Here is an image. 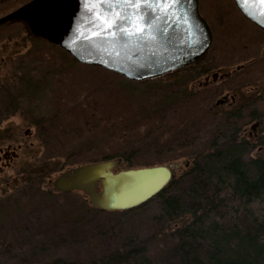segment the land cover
<instances>
[{
    "label": "trees",
    "instance_id": "obj_1",
    "mask_svg": "<svg viewBox=\"0 0 264 264\" xmlns=\"http://www.w3.org/2000/svg\"><path fill=\"white\" fill-rule=\"evenodd\" d=\"M184 73L187 79L194 78L191 70L184 69ZM27 78L25 75L19 78L18 85L0 84V114L29 112L37 121L35 128L43 135L40 136L43 141L46 142L51 130H55L64 135L62 145H65L70 131L78 127V122L72 120L79 116L93 122L97 126L95 130L101 134L113 131V138L107 145L97 144L96 139L90 146L95 156H85L78 162L119 159L131 167L147 157L160 162L183 159L185 167L177 176L172 174L169 183L151 198L158 208L153 219L163 228L159 232L163 240L169 242L162 254L153 257L149 241L127 232L118 240H106L102 251L93 253L86 261H69L61 255H51V245L31 239L32 235L24 232L20 233L19 241L13 243L12 235H2L0 264H264V219L253 210L255 204L264 202V158L248 157L253 144L238 138L240 110L223 111L210 125L204 122L208 112L205 109L184 112L182 117L171 122L166 97L151 94L140 104L139 99L122 95L117 86L106 88L101 85L102 81L92 79L91 83L87 82L92 86L88 87L91 92L84 93L88 98L78 103L73 111L54 109L48 114L40 110L39 115L31 98L35 93L33 84L28 85L30 90L26 92L12 90L13 87H26L23 83ZM183 85L174 87L171 95L191 96L192 92ZM63 119L67 121L57 124ZM30 182L31 177H28L23 183L13 185L15 192L6 194L2 203L9 208L23 199L30 203L38 199V191L45 196L61 197L75 193L52 192L39 184L32 191ZM25 185L31 191L24 190ZM76 193L79 208L84 213L88 199L83 193ZM55 209H59L58 204L49 207L51 212ZM83 213L78 211L77 219ZM28 225L27 220L20 227ZM18 244H22V248Z\"/></svg>",
    "mask_w": 264,
    "mask_h": 264
},
{
    "label": "rangeland",
    "instance_id": "obj_2",
    "mask_svg": "<svg viewBox=\"0 0 264 264\" xmlns=\"http://www.w3.org/2000/svg\"><path fill=\"white\" fill-rule=\"evenodd\" d=\"M27 1L29 0L0 2V16L7 14ZM198 3L201 16L211 27L213 41L205 57L199 62L198 66L194 67L195 71L202 70L209 64L215 66L209 69V73L215 72L217 67L222 65L226 66V68L221 67L222 70L234 68L244 59L250 57L249 54L243 57L244 52H238L241 50L239 47L242 43L252 47L249 52L253 51L261 56L264 65V33L246 21L238 12L232 0H198ZM62 51L44 40L35 38L27 28L19 23L0 26V59L3 60L0 66V84L18 85L20 79L17 78V75L20 72L17 71L19 70L17 67L21 63L24 65L32 62L35 59L32 55H39L44 57L38 60L41 63L40 70L47 66L51 70V74L48 78L43 79L40 74L31 71L27 81L25 80L23 83L26 87L31 84L34 85L32 91L35 93L31 98L33 105H35V111L39 115L40 110L48 111V114L54 109L73 111L78 103H83L88 98V95L84 93L91 92L88 87H92L89 84L92 79L102 81L101 85L106 88L117 86L122 95L133 96L136 100L139 99L140 104L146 101L147 96L151 94L154 97H166L168 106L170 105L167 109V115L169 116L168 119L172 120L171 122L182 117L184 112H200L205 109L208 112L204 116V122L206 125H210L214 122L215 116H220L225 110L221 106L211 107L213 100L211 96L215 92V90L213 92L208 90L211 87L204 90L198 89L195 85L194 91H192V80L187 79L184 69L157 77L154 81L134 82L128 81L119 75L114 76L99 67H84L73 61L70 56V58L65 56ZM210 54H213L212 57L209 56ZM255 62L257 63V61ZM254 71L250 70L248 74L243 75L242 81L245 82V88H248L251 80L253 81L257 76H264V70L257 72L255 69ZM91 75H94L97 79ZM203 75L199 76L203 77ZM235 77L238 81L240 76ZM236 80L234 79L233 82ZM181 84L187 86L192 92L191 96L183 97L181 94L178 97L171 95L174 87ZM247 98V96H243L239 98L238 102L246 103ZM250 107L248 111L247 108L242 109L240 119L237 121L239 136L242 135H240L241 130L248 129L251 125L252 121H247L249 120ZM260 110L264 112V106L260 105ZM80 117L77 120H72L78 122V127L70 131V137L67 138L66 144L62 145L64 135H59L55 130H51V137H46V142L43 141V137H40L42 134L40 135L35 126L30 124L32 120L36 121V119L29 112H18L13 115L6 112V116L3 113L0 114V144L5 145L9 141L16 143L20 140H24L25 144V148L21 150L20 157L14 162V166L0 172V238L4 237L2 235L10 234L12 235L11 242H18L20 233L25 232L27 235H32L31 239L36 238L51 245L52 247L49 250L51 255H61L69 261H86L93 253L102 251L101 248L106 244V240H118L122 237V234L133 232L149 241V248L153 257L162 254L163 251L167 250L166 247L169 246V242L163 240L164 236L159 233L163 228L153 219L158 212L157 203L154 199L129 210L114 211L100 210L89 203L84 213L79 208L80 204L76 197V191H73L75 193L72 195L61 197L45 196L37 190L38 199L36 201L31 200L30 203H27L23 199L18 201L13 208H9L5 205L6 203H2L6 194L15 192L12 186L23 183L28 177H31L29 187L32 191H34L36 184H39L41 188L53 192L51 182L58 174L69 168L85 164L78 162L79 159L85 158V156H95L90 146L93 145L96 139H98L97 144L107 145L108 141L113 138V135H111L113 131H102L103 134H101L100 131L95 130L97 126H94L93 122ZM66 121L63 119L57 124ZM28 129L31 130L32 135L25 137L23 132L28 131ZM68 142H71L70 146L67 145ZM30 143H32V146H30ZM78 147L82 148L85 153L80 152L81 149H78ZM256 149L257 145H254L248 157L264 158V152L257 153ZM75 151L76 153H74ZM178 161L160 162L155 158L144 157V159L141 158L137 162V166L128 167L123 160H119L112 171L118 172L129 168L168 165L172 174L177 176L185 167L183 159ZM176 162L180 166L176 167L178 164ZM40 174L43 175L42 178H40ZM24 187V190L31 191L28 187L26 188V185ZM56 204H58L59 209H55L54 212L49 211V207ZM253 210L256 215L262 216L261 218L264 219V202L255 204ZM78 211L83 213L80 219H77ZM27 220L29 225L26 228L20 227L23 223H27ZM9 222H14V224L10 225ZM15 246L16 244L13 245V247ZM17 246L22 248V244ZM39 259L41 258L39 257Z\"/></svg>",
    "mask_w": 264,
    "mask_h": 264
},
{
    "label": "water",
    "instance_id": "obj_3",
    "mask_svg": "<svg viewBox=\"0 0 264 264\" xmlns=\"http://www.w3.org/2000/svg\"><path fill=\"white\" fill-rule=\"evenodd\" d=\"M233 3L245 19L264 31V3ZM155 7L163 11L168 5ZM100 12V5L92 0H29L1 16L0 25L24 21L32 35L58 46L77 63L99 67L134 82L160 77L196 62L212 40L198 0H180L165 18L157 12L156 18L148 21L152 29L139 41L96 38L89 21ZM118 162L119 159L102 160L69 168L58 174L51 185L56 192L79 191L93 207L114 211L144 204L172 178L168 165L113 172Z\"/></svg>",
    "mask_w": 264,
    "mask_h": 264
},
{
    "label": "flooded vegetation",
    "instance_id": "obj_4",
    "mask_svg": "<svg viewBox=\"0 0 264 264\" xmlns=\"http://www.w3.org/2000/svg\"><path fill=\"white\" fill-rule=\"evenodd\" d=\"M5 1L16 2L20 0H5ZM246 21L248 20L246 19ZM248 22L251 25H253L255 28H257L258 30L264 33L263 30L258 28L252 22L250 21ZM11 23H19L23 27L27 28V30H29L26 23L20 20L19 21H8L6 23H3L2 25L11 24ZM34 37L47 42L45 39L41 37H37V36H34ZM212 41L213 39L211 40L210 46L207 49L206 53L200 59H198L196 62L191 63L188 66L183 67L181 69L191 70V72L194 74V78L192 79V85H191L192 91H194L195 85L197 86L198 89L205 90V89H208V87H211L208 90H210L211 92L215 90V92L213 93V96H211L213 97V100L211 103L212 108L221 106L223 109H225L224 111L240 110V114H241L242 109L247 108V111H248L249 106H251L250 111L248 113L249 120H247V121H252L251 125L249 126L248 129L244 128L243 130H241L240 132L242 133H240V135L241 134L242 135L241 136L238 135V138L251 142L253 146L257 145V149H256L257 153L264 152V112L260 110V105L264 106V102H263L264 101V76L263 75L260 77L257 76L255 79H253V81L251 80L250 86L248 88L244 87L245 82L242 81L244 77L243 75L248 74L250 70L253 72H255L254 71L255 69L257 70V72L264 70V65L262 63L263 58L261 56H258V54L254 53L253 51L250 53L249 51L252 50L251 49L252 47H249L245 43H242L240 44L241 46L239 47L241 48V50H239L238 52H244L243 57H246L247 54H249L250 57H248L246 60L244 59L242 62H240V64L234 66V68L222 70V68L224 67L226 68V66L222 65V66H218L215 72L209 73V69L215 67L214 65L209 64L210 66L208 65L202 70L195 71L194 67L198 66L199 62L203 59V57H205V55L207 54V52L209 51L211 47ZM51 45L58 47L54 44H51ZM59 49L62 50L61 48ZM212 55L213 54H210L209 56L212 57ZM32 56L35 57V59L32 62L28 64H24V65L23 63H21L17 67L19 69L17 71L20 72V74L17 75V78L19 79L24 75L28 76L29 72L31 71L37 72L38 74L41 75L43 79L48 78L49 75L51 74V70L47 68V66H45L43 70H40L41 63L40 61L38 62L40 58L43 59L44 57L43 56L40 57L39 55H32ZM255 61H257V63ZM43 62L46 63L44 60ZM2 63H3V60L0 59V66L2 65ZM202 74H204L203 77H200L199 75H202ZM235 76H240L241 78L239 77L237 81L236 80L237 77ZM234 79L236 80L235 82H233ZM12 90L15 92H26V91H29L30 88L13 87ZM243 96L248 97L246 100V103H243L241 101L238 102L239 98ZM36 123L37 122L35 120H32L30 122V124L34 126L36 125ZM23 134L25 137H27V136H31L32 132L31 130L28 129V131H24ZM24 146H25L24 140H20L16 143H14L13 141H9L5 145L0 144V172L6 169H10L14 166V162L20 157V152H22L21 150L25 148ZM30 146H32V143H30ZM177 166H180V165H177Z\"/></svg>",
    "mask_w": 264,
    "mask_h": 264
},
{
    "label": "snow or ice",
    "instance_id": "obj_5",
    "mask_svg": "<svg viewBox=\"0 0 264 264\" xmlns=\"http://www.w3.org/2000/svg\"><path fill=\"white\" fill-rule=\"evenodd\" d=\"M92 2L100 5L101 12L89 21V26L95 29L96 38H107L115 42L133 39L139 41L152 29V25L148 23L149 19H155L157 12L161 18L168 17L172 9L179 6L180 0H92ZM259 2L264 3V0ZM156 5L168 7L160 11Z\"/></svg>",
    "mask_w": 264,
    "mask_h": 264
}]
</instances>
